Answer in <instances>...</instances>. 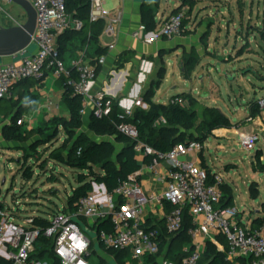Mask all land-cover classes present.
<instances>
[{
	"label": "built area",
	"instance_id": "obj_1",
	"mask_svg": "<svg viewBox=\"0 0 264 264\" xmlns=\"http://www.w3.org/2000/svg\"><path fill=\"white\" fill-rule=\"evenodd\" d=\"M28 1L37 13L32 41L37 50L20 61L0 65V98L10 96L11 88L24 80L41 81L46 76L55 80L67 77L68 85L75 93L83 96V114L91 106L96 118L102 119L109 115L113 99L103 90L92 89L99 68L106 63V54L93 62L79 58L68 66L59 54L58 39L71 27L82 29V23L74 21L68 13L67 0ZM106 2L107 0H91L90 19L105 20L104 32L113 34L115 26L121 21V14L107 11ZM11 3L12 0H0V9ZM184 18V12L170 15L160 22L153 34L156 38L180 37L184 32ZM141 29L143 34L145 27L142 26ZM139 34L136 32L134 35ZM257 103L259 107H264V99L258 100ZM169 104L183 105L184 100L180 96H174L169 99ZM133 112L131 108L123 110L119 115L121 122L117 124V130L133 140H138L137 127L126 120ZM248 120L252 121L253 118ZM160 122H164V119ZM22 123L23 120L18 121L19 125ZM258 140L259 135L256 133H241L239 136L240 143L248 151L255 149ZM134 150L137 155L152 157L147 165L152 171H155L163 160L170 163L167 189L161 197V201L170 206L165 216V229L169 234L180 232L184 224V212L188 209L194 224L189 229L192 239L200 235L209 238L221 235L227 244L224 252L228 261L246 259L250 264H264V222L255 229L239 224L238 209L221 205L224 198L222 175L209 173L198 159H189L192 152L200 153L204 150L203 143L195 141L187 145H177L163 154L138 141ZM78 153L80 154V151ZM141 174L142 171L139 170L126 180L120 181L112 192L104 190L102 185H95L93 192L77 201L74 213L59 209L53 215L44 235L54 240V252L62 264H92L89 259L92 239L85 233L80 219L93 222L110 220L112 230L97 234L100 243L106 247L130 250L137 262L143 263L148 254L159 253L161 230L156 227L146 228L141 219L143 208L148 203L147 196L137 182ZM26 223L30 226L15 223L10 211L0 206V257L11 261L12 264H49L46 260L31 256L41 229L34 225L35 217L27 218ZM202 252L201 247L194 248L183 260V264H199Z\"/></svg>",
	"mask_w": 264,
	"mask_h": 264
},
{
	"label": "rangeland",
	"instance_id": "obj_2",
	"mask_svg": "<svg viewBox=\"0 0 264 264\" xmlns=\"http://www.w3.org/2000/svg\"><path fill=\"white\" fill-rule=\"evenodd\" d=\"M182 12L187 23L196 24L194 33H198L201 45H189L177 52L174 47L157 60V70L162 74L155 79V88L160 89L156 101L163 103L167 100L165 96L170 99L183 93L194 95L198 121L192 132L198 131L205 113L212 108L221 111L241 130H252L255 122L248 120L250 104L254 101V106H258L257 101L264 99V0L203 1L193 11L185 9ZM26 20L25 11L14 2L0 9V27L22 24ZM32 44L36 47L34 42ZM9 103L3 100L1 107H7ZM262 115L264 118V112ZM10 120V117L0 119V126L5 124L6 127ZM45 125L44 122L37 128L42 129ZM5 127L0 133V203L10 211L15 223L25 227L30 226L26 223L30 217L51 219L67 205L68 195L79 186L78 171L45 160L53 149L51 146L64 143L68 150L75 137L69 138L61 128L58 138L48 148L42 146L39 151L23 157V152L14 150L17 144L6 140ZM84 131L94 139L101 138L87 128ZM23 144L28 146L29 142ZM259 150L264 154V139L260 136L252 151L246 150L236 135L230 142L222 143L211 136L204 144L207 165L233 188L234 204L240 214L264 203V173L256 172L253 167ZM42 164L45 166L41 167ZM26 166H31L34 172L30 180L23 177ZM53 176L57 178L56 182L49 179ZM253 183L259 189L257 199L250 196ZM245 222L244 219L242 223ZM92 241L90 262H106L100 257L104 249H100L95 237ZM163 256L164 252L160 257Z\"/></svg>",
	"mask_w": 264,
	"mask_h": 264
},
{
	"label": "trees",
	"instance_id": "obj_3",
	"mask_svg": "<svg viewBox=\"0 0 264 264\" xmlns=\"http://www.w3.org/2000/svg\"><path fill=\"white\" fill-rule=\"evenodd\" d=\"M159 1L155 0L156 5H158ZM193 2V0H184V4L172 14L182 12L185 4H188L190 9H193ZM67 10L72 19L82 23L83 27L80 30L71 27L59 37L58 48L62 59H64L63 55L67 50V44L63 40L64 34L69 37L84 36V41L88 42L90 46H94L95 55L99 57L107 54L108 47H102L100 45V37L105 31L106 21L103 19L92 21L90 19L91 0H67ZM141 14L145 31L154 32L160 22L157 20L155 9L150 2L144 1L141 7ZM186 24L187 20L184 18L183 28L185 33L187 32ZM163 54L161 52V56ZM160 74H162V71ZM58 82L64 88L62 102L70 113L69 118L56 116L45 122L46 125L42 129L25 128L23 125L18 124V121L24 113V106L19 100L15 101L12 98L8 99L10 103L7 107L2 108L0 103V108L2 109L0 115L3 114L5 120L9 117L11 118L10 123L4 128L5 138L9 142L17 144L14 150L22 151L23 157H27L28 153L39 151L38 149L42 146L48 148V145L52 144L58 138L61 128L66 131L69 138L75 137L68 150L64 143L56 147L51 146L50 148L53 149L49 151L48 160H45H51L56 164H65L78 171L79 186L73 189L71 195H68L67 205L62 208L64 211L70 213L75 212L76 203L82 196L94 191L95 185H104L107 192H112L120 181L126 180L130 175L141 170L144 164L151 162V156H145L142 160H139L134 150V146L138 141H142L153 147L157 152L165 154L177 145H187L195 141L204 144L214 130L222 128L230 129L233 127L230 118L221 111L212 108L208 109L205 113L206 116L202 120L198 131L192 132L198 121V111L194 106L197 103V99L191 93H183L180 95L184 100L183 105L154 103L152 98L155 95V90L152 87L148 90L144 98L149 108H137L133 112V115L126 119L127 122L137 127L139 132L138 140H133L117 130V124L121 122L119 115L123 113V110L113 100V107L109 115L102 119H98L94 115L91 117L90 130L96 135L102 136V139L97 141L82 131L84 115L83 96L75 93L73 88L68 85L67 77H62ZM13 88L14 86L11 88V93ZM8 97H4L2 100H6ZM34 97L35 95L31 96V99ZM254 104L256 105L254 101L250 104L252 118L261 114L260 107L254 106ZM161 119H164V122H160ZM105 136L113 137L117 143L121 144V149H117L113 142L104 138ZM28 142V146L23 144ZM79 151L80 154L78 153ZM257 159L254 170L264 173V162L260 159V156ZM201 164L209 173L211 172L203 157H201ZM44 166L45 164L41 165V167ZM22 172L25 179L30 180L34 176L31 166L24 167ZM49 179L51 182L57 181L55 176ZM222 187L224 190V198L221 205L223 207L231 206L233 203L231 188L226 185ZM258 194V189L253 184L251 186V196L257 198ZM0 206L3 207L1 203ZM256 222L259 223L257 226L259 227L264 222V218L258 219ZM50 224L51 222L48 218H35L34 225L41 229V233L35 243V248L31 256L36 259L46 260L49 264H62L54 252V240L44 235L45 229ZM193 226V217L189 214L188 209H186L184 212L183 228L180 232L177 234H169L166 229H161L160 251L157 254L146 255L143 261L144 264H158L160 255L163 252L166 253V260L174 264H183V260L195 248L192 244V238L189 235V229ZM92 229L96 230L97 234H99L101 231H111L112 225L108 219L98 220L94 223ZM220 241L226 244L224 238H221ZM100 244L106 252L116 259L118 264H125L127 259L134 260L128 249L121 250L106 247L103 243ZM237 263L250 264L246 259H240L235 262L228 261L225 252L220 250L211 240L206 242L199 262V264ZM0 264H12V262L0 257ZM99 264L105 263L100 262Z\"/></svg>",
	"mask_w": 264,
	"mask_h": 264
},
{
	"label": "crops",
	"instance_id": "obj_4",
	"mask_svg": "<svg viewBox=\"0 0 264 264\" xmlns=\"http://www.w3.org/2000/svg\"><path fill=\"white\" fill-rule=\"evenodd\" d=\"M144 1L150 2L154 7L157 20L159 22L168 18L177 8L184 4V0H160L158 5H156L155 0H107L105 9L107 11H111L114 14L120 13L121 21L115 26V32L113 34L104 32L100 37V45L102 47H108V52L106 54V63L99 68L97 78L92 84V89L94 91H105L110 98L118 103L122 110L129 108H131L133 111H135L137 108L148 109L149 105L146 103L144 98L148 90L152 87L155 90V95L153 96L152 101L154 103H159L156 101V96L160 89L155 88V79L160 74L159 70H157L156 62L158 59H160L161 52L166 54L168 53V50H173L174 47H177V49H174V51L177 52L179 48H183L184 50V48H187L189 45H201L199 35L197 36L198 33H194V26L196 24H193L192 22L186 24V33L183 32L180 37L174 39H167L164 37L156 38L153 32L145 31L143 34H141V27L144 26L142 21L141 7L143 6ZM193 1L195 8L198 3L201 4L203 1L207 2L213 0ZM185 9L193 11V9H190L188 4H185L182 10ZM192 26L194 28H192ZM136 32L140 33L139 36L134 35ZM63 40L64 43L67 44V50L64 53L63 58L68 66H70L73 61L79 58H83L86 62H93L98 58V56L94 54V46H90L88 42H85L84 36L78 35L69 37L65 36L64 34ZM110 46L114 47L110 48ZM36 50L37 47H35V49L32 50L30 54L35 53ZM22 58H24L23 55L3 57L0 58V65L17 62ZM17 87L20 89L17 90ZM63 93L64 88L61 87L58 80H55L50 76H46L41 81L28 79L16 83L11 95L6 99V101H9L8 99L12 98V100H19L21 102V104L24 106V113L20 119L23 120L21 125H23L25 128L31 129L37 128L40 124L47 122L56 116L66 118L70 117L69 111L64 107L62 102ZM33 95H35V97L31 99V96ZM192 96L196 98L194 95ZM165 98H167V100L163 103L169 104L168 97L165 96ZM2 101L3 100H0V103ZM263 112L264 109L261 110L260 115L253 118L252 121L255 122V126L252 130L243 131L239 128V125L233 124V127L230 129L222 128L214 130L211 136H214L220 143L224 141L230 142L234 135L239 138L241 133H256L264 139ZM92 115V108L89 106L83 115L84 130H86V128L90 130ZM0 119H4L3 114L0 115ZM2 127H5V124L0 126V133L2 132ZM84 130L82 131L85 132ZM100 137L101 138L95 140L100 141L102 136ZM104 138L113 142L117 149H121V144L117 143L113 137L105 136ZM203 151L204 150H202L200 153L192 152L189 155V159H198L201 164V157L205 159ZM259 153L262 155H259ZM258 156H260V159L264 161V154L262 150H259L258 154H256L257 158ZM143 157L145 156L138 155L139 160H142ZM255 164L256 163L253 162V167ZM147 165L148 164H144L141 168L142 174L137 181L143 193L148 198V203L143 208L141 219L143 221V225L146 228L156 227L161 230L165 229V216L170 209L169 204L161 201V197L167 189V175L170 170V163L167 160H163L155 171L150 170ZM223 185L230 187L233 195V188L227 185L225 180ZM255 185L257 187V184ZM257 198H259V194ZM234 202L233 196V203L231 206L235 207ZM260 213H264V203L248 213H239L237 220L242 226L255 229L259 224L256 222V220L264 218V214L262 215ZM244 219L246 221L245 224L242 223ZM80 222L85 233L90 236L91 239L95 237L99 243V246L101 247L97 236V231L92 229L95 222L86 219H80ZM221 238L224 237L221 235H216L214 238H209L204 235H200L197 238L192 239V244L195 248L201 247L204 249L206 242L211 240L218 246L220 250L224 251L227 244H223L220 241ZM100 249L102 250L103 248L101 247ZM104 252L100 253V257L106 260V262H104L105 264H118L113 256H111L105 250ZM167 261L166 253L164 252V256L159 258L158 264H174L171 261H168L169 263H167ZM125 264H144V262L140 263L135 260L132 261L131 259H127Z\"/></svg>",
	"mask_w": 264,
	"mask_h": 264
},
{
	"label": "water",
	"instance_id": "obj_5",
	"mask_svg": "<svg viewBox=\"0 0 264 264\" xmlns=\"http://www.w3.org/2000/svg\"><path fill=\"white\" fill-rule=\"evenodd\" d=\"M12 2L25 11L27 20L22 24L0 27V58L21 55L25 50L23 56L28 57L35 49L32 41L36 30L37 13L28 0H12ZM102 188L106 190L104 185Z\"/></svg>",
	"mask_w": 264,
	"mask_h": 264
}]
</instances>
